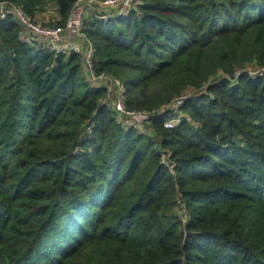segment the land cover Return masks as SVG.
<instances>
[{
	"label": "trees",
	"instance_id": "obj_1",
	"mask_svg": "<svg viewBox=\"0 0 264 264\" xmlns=\"http://www.w3.org/2000/svg\"><path fill=\"white\" fill-rule=\"evenodd\" d=\"M52 1L62 25L76 0ZM139 1L83 32L127 107L158 111L147 133L78 54L0 19V264H264V75L233 79L264 67V0ZM184 92L192 122L165 128Z\"/></svg>",
	"mask_w": 264,
	"mask_h": 264
},
{
	"label": "built area",
	"instance_id": "obj_2",
	"mask_svg": "<svg viewBox=\"0 0 264 264\" xmlns=\"http://www.w3.org/2000/svg\"><path fill=\"white\" fill-rule=\"evenodd\" d=\"M139 3V0H76L62 25H50L48 19L39 20L37 16L29 15L17 4L4 0L0 2V19L11 15L21 27L26 42L37 48L50 50L55 57L69 52L78 54L88 81L92 85L104 87V103L113 111L116 122L124 127H132L139 133H147L148 125L158 111L127 107L121 79L108 72L96 71L93 65V43L83 32L85 20L89 16L106 20L130 11L138 12ZM243 71L250 77L264 75V67H248L234 71L233 79ZM196 94L198 92H184L165 106L171 113L163 122L165 128H173L181 120L192 122V117L181 112L179 108L187 98ZM90 130L91 126H88L87 131Z\"/></svg>",
	"mask_w": 264,
	"mask_h": 264
},
{
	"label": "rangeland",
	"instance_id": "obj_3",
	"mask_svg": "<svg viewBox=\"0 0 264 264\" xmlns=\"http://www.w3.org/2000/svg\"><path fill=\"white\" fill-rule=\"evenodd\" d=\"M57 10H56V6L55 3L52 0H49L46 2L45 6L42 7V10L40 11V13L37 14V18L39 20H44V19H48L50 21H53L54 19H56L57 17ZM181 207H178L176 210H180ZM181 217L186 220L187 217L185 216V214L182 213Z\"/></svg>",
	"mask_w": 264,
	"mask_h": 264
}]
</instances>
